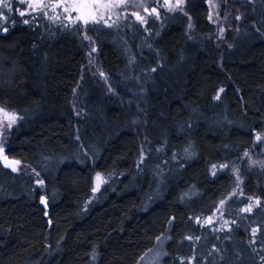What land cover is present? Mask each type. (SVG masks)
<instances>
[{"label":"trees","instance_id":"obj_1","mask_svg":"<svg viewBox=\"0 0 264 264\" xmlns=\"http://www.w3.org/2000/svg\"><path fill=\"white\" fill-rule=\"evenodd\" d=\"M11 4L2 146L20 164L0 160V264H138L160 245L158 264H264V0L111 27Z\"/></svg>","mask_w":264,"mask_h":264},{"label":"snow or ice","instance_id":"obj_2","mask_svg":"<svg viewBox=\"0 0 264 264\" xmlns=\"http://www.w3.org/2000/svg\"><path fill=\"white\" fill-rule=\"evenodd\" d=\"M17 4L24 6V11H18V15L20 17H24L26 15H31L32 12H42L45 16H48V11H51L54 13L52 16H48L49 19L52 20H60V18L63 16V19L68 21L70 24H76L80 23L82 26L89 24V22L92 23H100L103 22L107 24L109 27L113 26L112 24H109L108 21L112 19L113 15H116V19L122 18L121 13H116V9H121L124 7L129 6V0H56L55 3L48 2L46 3L45 0H16ZM183 3V0H176L175 4L171 3V0H164L163 6L166 7L169 11H173L176 9L183 10L181 5ZM209 3L213 9H215L216 5L211 3V0H209ZM133 7H139L142 8L144 12L148 13L149 9L142 3V0H133L132 5ZM57 9H60L59 12H57ZM5 11L8 13L12 12V4L11 0H0V32H6L7 28L4 27V24L7 23L10 20V17L8 15H5ZM76 13L75 16L72 14ZM107 14V19L105 18V15ZM149 14H156L159 15L156 11V8H152L151 12ZM132 16L135 17L136 20L140 21L141 23H144L145 18L144 16H141L139 12H132ZM217 17L219 16V13H216ZM123 18H127L126 16H123ZM239 18V17H237ZM208 19L211 21L213 19L212 15L209 14ZM23 24H28L29 20L24 19L22 21ZM115 21H113V24ZM191 27V25H189ZM223 31V29H221ZM84 39L90 40L89 37L84 36ZM92 52H95L96 49L93 47L91 49ZM91 55V53H89ZM92 62L91 60L89 61ZM101 76L104 75L103 72L100 73ZM220 92H223L224 90L221 88L219 90ZM216 99H219V94H217ZM18 117L16 115L15 110L9 111L5 107L0 106V137L4 135V129L5 127L7 129H11L12 126L16 123ZM262 137L259 133L256 134L255 140L257 142L261 141ZM255 146V145H254ZM5 149L0 144V160H3L4 164L8 167H11L13 171H16V166L20 164V161L18 160H9V158L4 154ZM245 156H249L250 154L248 152L244 153ZM256 163V162H254ZM261 167H264V161L259 162ZM217 166L212 165L213 170H215ZM221 168L227 167V165H220ZM37 175H39L37 173ZM237 180H239V177L237 176ZM105 178L100 174L97 173L95 176V184L92 188V192H96L99 190L101 184L105 183ZM38 183L43 184V181H38ZM236 193H233L235 195ZM251 199V198H249ZM225 201H220V205L217 208V211L220 210V208L223 207ZM42 204H47V201L42 199ZM255 203L258 205L259 200L255 201ZM244 212H251L252 211V205L249 204L247 208L242 209ZM205 223L211 224L212 218L208 217L205 220ZM227 224V221H225V225ZM257 229H253V234ZM160 238L157 237V242L159 243ZM151 251V250H150ZM148 253H145V256H147ZM145 257H141V260H144ZM159 256L156 255V259L158 260Z\"/></svg>","mask_w":264,"mask_h":264},{"label":"rangeland","instance_id":"obj_3","mask_svg":"<svg viewBox=\"0 0 264 264\" xmlns=\"http://www.w3.org/2000/svg\"><path fill=\"white\" fill-rule=\"evenodd\" d=\"M45 2L46 3H48V2L55 3L56 0H45ZM175 2H176V0H171V3L172 4H175ZM183 2H184V0H183ZM132 3H133V0H129V6L124 7V8H121V9H116L115 10L116 13H121L122 14V18H120V19L117 20L116 19V15H113L112 16V19L109 20L108 23L114 25V24L120 22L121 20H124L125 18H123V16H126L127 17L126 19H129V20H136L135 17L131 15L132 12H139V14L141 16H144L145 21H146L151 16H157L156 14H149L151 12V9L152 8H156L157 13L159 12V9L160 8L167 9L166 7L163 6L164 0H142V3L149 9V12L148 13L144 12L142 8L131 6ZM211 3L216 5V0H211ZM209 5H210V3H209ZM210 8H211V12H215L218 9L217 5H216L215 9H213L211 7V5H210ZM59 11H60V9H57V12H59ZM35 13H37V12H32L31 15L30 16L28 15V16L29 17H34ZM52 15H54V13H52L51 11H48V16H52ZM72 15L75 16L76 13H73ZM105 18L107 19V14L105 15ZM214 18H216V20H217L219 17H217V15H214ZM59 21L68 22V21H66V20L63 19V16L60 18ZM113 21H115L114 24H113ZM136 21H138V20H136ZM145 21H144V23H145ZM100 23L105 24L103 22H100ZM105 25H107V24H105ZM221 29H223V27L220 28V31H221ZM223 31H224V29H223ZM223 31H221V34H222ZM0 106H2V105L0 104ZM7 110H9V109H7ZM7 130L8 129L5 127V129H4V135L2 137H0V144H2V145L4 144V142H3L4 141V138L3 137L5 136ZM235 181L238 184L239 180H237V178H236ZM217 214H214V215L211 216L212 223L215 220H217V219H218V221L221 219V214L220 215H217ZM218 223H220V222H218ZM222 223L223 222H221V224ZM160 248H157V249H155V250H153L151 252H148V255L147 256L144 255V257H145L144 260H140L138 264H158L159 261H160V259H161V257H162V255H163V248H162L161 245H160ZM157 254L159 256L158 260L156 259V255Z\"/></svg>","mask_w":264,"mask_h":264},{"label":"clouds","instance_id":"obj_4","mask_svg":"<svg viewBox=\"0 0 264 264\" xmlns=\"http://www.w3.org/2000/svg\"><path fill=\"white\" fill-rule=\"evenodd\" d=\"M9 82H10V78H9ZM0 86H2V85H0Z\"/></svg>","mask_w":264,"mask_h":264},{"label":"water","instance_id":"obj_5","mask_svg":"<svg viewBox=\"0 0 264 264\" xmlns=\"http://www.w3.org/2000/svg\"><path fill=\"white\" fill-rule=\"evenodd\" d=\"M43 199L45 200V196L43 197Z\"/></svg>","mask_w":264,"mask_h":264}]
</instances>
